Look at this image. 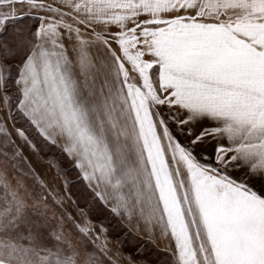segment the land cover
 <instances>
[{"label":"snow or ice","instance_id":"snow-or-ice-1","mask_svg":"<svg viewBox=\"0 0 264 264\" xmlns=\"http://www.w3.org/2000/svg\"><path fill=\"white\" fill-rule=\"evenodd\" d=\"M0 264H264V0H0Z\"/></svg>","mask_w":264,"mask_h":264}]
</instances>
